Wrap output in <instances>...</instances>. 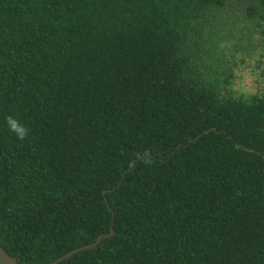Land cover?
I'll list each match as a JSON object with an SVG mask.
<instances>
[{
  "label": "trees",
  "instance_id": "1",
  "mask_svg": "<svg viewBox=\"0 0 264 264\" xmlns=\"http://www.w3.org/2000/svg\"><path fill=\"white\" fill-rule=\"evenodd\" d=\"M238 19L264 37V0H0V246L18 264L111 230L59 264H264V92L234 93L212 55Z\"/></svg>",
  "mask_w": 264,
  "mask_h": 264
},
{
  "label": "rangeland",
  "instance_id": "2",
  "mask_svg": "<svg viewBox=\"0 0 264 264\" xmlns=\"http://www.w3.org/2000/svg\"><path fill=\"white\" fill-rule=\"evenodd\" d=\"M238 14L240 17L241 11ZM238 20L235 27H230V32L225 28L229 38H214L216 45L212 55L221 64L220 73L228 68L234 73L233 92L249 97L264 92V37L256 25Z\"/></svg>",
  "mask_w": 264,
  "mask_h": 264
},
{
  "label": "water",
  "instance_id": "3",
  "mask_svg": "<svg viewBox=\"0 0 264 264\" xmlns=\"http://www.w3.org/2000/svg\"><path fill=\"white\" fill-rule=\"evenodd\" d=\"M114 234L113 230H111V232L109 234H102L98 237L97 241H95L94 243L88 244V245H84L82 247L76 248L68 253H66L65 255L59 257L58 259H56L55 261L49 263V264H59L62 263L63 261L71 258L73 255L77 254L78 252L87 250V249H91V248H95L99 245V243L101 242L102 239L104 238H110L112 237V235ZM0 264H18L17 258L16 257H12L10 256L1 246H0Z\"/></svg>",
  "mask_w": 264,
  "mask_h": 264
},
{
  "label": "clouds",
  "instance_id": "4",
  "mask_svg": "<svg viewBox=\"0 0 264 264\" xmlns=\"http://www.w3.org/2000/svg\"><path fill=\"white\" fill-rule=\"evenodd\" d=\"M7 124L9 130L15 133L19 139L23 140L27 135V130L23 126H21L17 120L9 117L7 120Z\"/></svg>",
  "mask_w": 264,
  "mask_h": 264
}]
</instances>
